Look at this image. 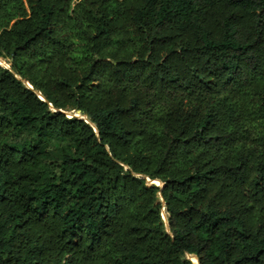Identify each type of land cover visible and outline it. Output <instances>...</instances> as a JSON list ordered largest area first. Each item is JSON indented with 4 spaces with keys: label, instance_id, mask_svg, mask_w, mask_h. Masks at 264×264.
Masks as SVG:
<instances>
[{
    "label": "trees",
    "instance_id": "16d2710c",
    "mask_svg": "<svg viewBox=\"0 0 264 264\" xmlns=\"http://www.w3.org/2000/svg\"><path fill=\"white\" fill-rule=\"evenodd\" d=\"M4 60L0 264H264V0H0Z\"/></svg>",
    "mask_w": 264,
    "mask_h": 264
},
{
    "label": "rangeland",
    "instance_id": "374dc122",
    "mask_svg": "<svg viewBox=\"0 0 264 264\" xmlns=\"http://www.w3.org/2000/svg\"><path fill=\"white\" fill-rule=\"evenodd\" d=\"M0 64L1 65H6V61L4 60V61H0ZM68 116H72V112H69L68 113ZM163 216L165 217V214H164V212H163ZM194 262H195V260H193Z\"/></svg>",
    "mask_w": 264,
    "mask_h": 264
},
{
    "label": "water",
    "instance_id": "95a60500",
    "mask_svg": "<svg viewBox=\"0 0 264 264\" xmlns=\"http://www.w3.org/2000/svg\"><path fill=\"white\" fill-rule=\"evenodd\" d=\"M87 118V116L86 115H83L82 116V119H86ZM197 259L195 258V261H196Z\"/></svg>",
    "mask_w": 264,
    "mask_h": 264
}]
</instances>
